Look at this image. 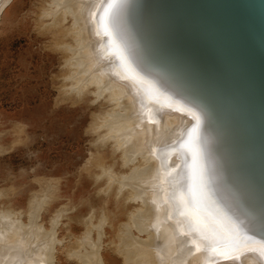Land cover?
<instances>
[{
	"label": "bare ground",
	"instance_id": "bare-ground-1",
	"mask_svg": "<svg viewBox=\"0 0 264 264\" xmlns=\"http://www.w3.org/2000/svg\"><path fill=\"white\" fill-rule=\"evenodd\" d=\"M7 2L8 0H0V19ZM46 3L49 7L44 9V12L47 13L46 16L62 18L59 16L61 15L63 18L66 17V21L71 18L70 23L75 28L73 31H71L73 28L69 29V32L74 33V37L72 34L70 35L71 38L73 40L77 38L75 39L77 40L75 48L72 45L69 46V49L72 50L73 48L74 50L70 51V53L72 52L70 58L74 62L70 64L69 61L67 63L70 67L72 65V69H75L74 72L77 75H81H79L81 78L79 76L77 78L82 81L76 78L78 81L76 84L75 78L73 81L70 76L66 77L68 81L75 82V85H72L73 88L78 85V88H76L80 89L76 90L74 88V90H71L70 87L71 92L76 90L82 94L81 90L83 88L86 90L88 88L87 82H90V84L88 83L90 87L99 85L97 90L102 91H98V93H103V96L110 93L109 96L113 98L110 99L114 100L113 104L123 103V105L119 103L120 106L124 107L123 112L120 113L119 109L116 113L114 110L117 107H115V109H112L115 113L112 112L110 115L105 116V119L110 117L106 120V124L104 123L105 120L103 124L107 126V130L112 129L114 132L112 130L107 131L108 134H105V137L103 135V137L117 139V142L114 139L112 140L119 146L121 144L123 148L125 143H129L127 147L125 146L126 148H122V151L124 150V153L127 154L133 152L135 158L139 157L137 153H141L144 155H142L143 160H146L143 162L144 164L142 163L143 168L141 167V170H139V167H134L131 169L132 174L130 173L127 178L135 182L137 192L133 197L142 201L143 204H141L145 209L138 208L131 211V225L130 222H127V225L123 224L125 226L121 227V234L127 226L129 228L128 232H123L126 235L122 236L121 239L120 252L121 254L122 252L128 254L127 256L124 255L127 257V259H124L125 263L264 264V222L254 220L256 216L253 207H245L247 209L245 210L237 206V204H240L239 195L235 187L231 185L234 179L233 177L231 179L230 173H228V180L231 179L228 181L223 173L228 160L229 167H232L230 149L229 151L226 147L223 149L214 140V132H210L212 139L211 154L213 158L215 155L218 161L221 176L219 177L216 170L212 172V169L209 168V161H206L204 155L205 146L201 144L204 127H206L205 118L197 106H191L184 102V100H187L183 97L184 94L178 91L176 94L171 90L178 84L182 86L183 80L180 76L175 75L179 71L176 70L166 56L159 58V52L157 51V54L156 50L152 49L153 47L150 45L152 42L148 44V39L144 36H141L143 38L139 37L141 32H138L135 27L132 7H130L132 1L46 0ZM185 5L188 6L186 1ZM66 21L65 23L68 24V21ZM55 23L53 25H56ZM75 31L77 36H75ZM68 33L67 36L70 34ZM61 35L59 33V36ZM65 47L67 49V46ZM87 59L89 61L92 59L93 63L88 65ZM160 68L166 69V71L169 70V76L165 75V78H162L163 80L159 78V72H162ZM73 73H71L72 77L77 76L76 73ZM83 79L87 81L85 82ZM83 81L86 83L84 85L87 88L83 87V84V88L79 86ZM165 87L170 88V91L164 89ZM254 87L258 89L257 86ZM182 88L188 93L185 86H182ZM173 93L178 97L176 98ZM256 97L259 100V111L264 117V94L256 95ZM216 123L220 124L219 119ZM103 128L105 129V127ZM147 131L150 134H147ZM110 132L115 133V136L114 134L110 136ZM207 133L209 135L208 129ZM116 136L119 138H116ZM111 139L108 140L111 141ZM121 147H118L119 151H121ZM224 153L227 155V160L224 158L226 156ZM127 154L123 155L126 156ZM131 159L132 157L128 161H131ZM108 172L110 173V171ZM231 173L240 184H244L242 179L238 178L239 174L235 170L231 169ZM115 178L117 176L114 177L113 181ZM121 181L123 182V180ZM118 188H121V185ZM119 197L121 198V196ZM235 198H238V200H235ZM36 202H38V199ZM240 212L243 214H240L239 217L238 213ZM29 213L31 214H28V216H35L34 219H36L37 214L35 212L34 214ZM1 214L0 216H4ZM14 216L16 217V215ZM18 217L20 218V216H17L16 219ZM39 219L37 221H41ZM2 220L4 222L5 218ZM29 221L32 224L36 223L34 222L36 220L31 221L30 219ZM3 222L0 225V264H54L52 258L54 260L56 256L53 255L55 250L52 248L53 243L51 244L50 238L47 236L50 231L46 233L44 231L46 229H41L42 226L39 227L40 229H27L30 227L26 228L22 221L21 223L24 226L22 224L14 226V222L9 221ZM101 223L103 224V222ZM148 227L149 229L153 227V229L147 231L145 228ZM131 228L137 229V233L146 234L147 237L143 239L140 236H135V232ZM54 234L56 235V233ZM85 234L90 235L93 233L87 232ZM48 235L51 237L50 233ZM89 235H87L88 237L85 236V242L92 241L90 240L91 235ZM206 236L226 239L231 246L218 248L210 252L204 239ZM81 240L78 246L81 243L84 244ZM89 245L93 244L90 242ZM83 246H80V248ZM84 249L85 247H83ZM76 251L79 252L77 249L73 252ZM90 251L94 250L90 249L89 253ZM81 252L83 251L81 250ZM81 252L76 255H81ZM98 252L89 254V256L81 255L84 262H77L81 264H102L104 261H102V258L100 260ZM221 252L224 255H220ZM86 254H88L87 250ZM225 255L231 258H225ZM70 256L72 257V254ZM78 256H76L77 258L73 257L77 260ZM81 258L80 260H82Z\"/></svg>",
	"mask_w": 264,
	"mask_h": 264
},
{
	"label": "rangeland",
	"instance_id": "rangeland-1",
	"mask_svg": "<svg viewBox=\"0 0 264 264\" xmlns=\"http://www.w3.org/2000/svg\"><path fill=\"white\" fill-rule=\"evenodd\" d=\"M46 4V0H8L1 14L0 214L3 212L4 214L1 215L4 216L0 218L5 220L3 222L0 219V225L9 221L14 222V226L24 223L26 228L30 227L27 229H40L42 226L41 229H46L47 231L44 230L46 233L50 231L51 237L49 233L47 236L55 250L53 255L56 256L54 260L52 258L54 264L83 263L84 258H81V255L89 256L98 251L100 260L102 258L104 261L102 264H127L124 260L127 257L124 255L128 254L124 252L121 254L120 251L122 236L126 235L123 232L129 228L127 226L121 234V227L129 222L131 225V211L138 208L145 209L143 202L134 198L137 192L135 182L130 179L131 183L127 178L134 167H139L138 169L141 170L146 160H143L144 155L141 153L136 152L138 158L133 156V152L124 153L121 144L119 146L113 142L114 138H104L105 134H108L107 131L112 130L110 128L107 130L105 122L110 116L106 119L105 116L114 111L117 113L119 109H122L119 110L120 113L123 112L124 107L119 105V101L113 104L114 100H111L113 98L109 96L110 93L104 96L103 93H98L102 91L97 90L98 84L91 88L90 82H87V88L85 86L87 80L84 79L85 82H81L79 86L82 87L83 84L88 90L82 87L81 94L76 91L80 90L76 85L75 92H71L74 90L72 85H75L73 81L80 75L74 72L72 65L71 67L68 65L69 61L70 64L74 62L70 58L72 55L70 51L73 48L71 50L69 46L75 48L77 38L73 40L70 36L72 34L74 37V33L69 32V29L73 28L70 23L71 18L66 24V17L59 15L64 20L57 17L59 20L57 23V18L46 16L44 9L49 8ZM54 23L56 25H53ZM73 30L75 28L71 31ZM59 33L64 35L59 36ZM75 33L77 36L76 31ZM61 46H67V49ZM87 60L88 65L93 63L92 59ZM73 72L77 76L72 77ZM68 76L73 80L69 79L72 83L67 80ZM112 132L109 135L115 136ZM147 134L150 133L147 131ZM114 141L117 142V139ZM128 144L125 143V146L127 147ZM118 147H121V151ZM128 151L130 152V149ZM130 156L133 160L129 162ZM114 175L118 180L115 178L113 181L116 177ZM120 185L121 188H118ZM29 212L37 214L36 219L35 216L30 215L31 221L36 220L34 221L36 223L32 224L29 221L28 214H31ZM14 215L20 218L16 219ZM38 216L40 219L37 218ZM38 219L41 221H37ZM97 225L98 227L101 225L99 229ZM131 229L135 232H133L135 236L143 239L147 237L146 234H140V231L137 233V229ZM145 229L150 231L153 227ZM87 232L93 233L90 234L91 238L89 237L92 241H84L89 235L85 234ZM80 239L84 242L80 246L84 245L85 251L83 247L78 246ZM100 240H103L102 243ZM90 242L93 245H89ZM76 249L80 251L74 253ZM90 249L94 251L89 253ZM80 252L81 255H76ZM75 255L78 256L77 260L74 258Z\"/></svg>",
	"mask_w": 264,
	"mask_h": 264
},
{
	"label": "water",
	"instance_id": "water-1",
	"mask_svg": "<svg viewBox=\"0 0 264 264\" xmlns=\"http://www.w3.org/2000/svg\"><path fill=\"white\" fill-rule=\"evenodd\" d=\"M131 1L139 37L171 61L188 93L179 84L171 90L184 94V102L205 118L201 144L209 168L219 173L211 154L213 131L214 140L231 151L232 167L228 160L223 173L234 179L237 206L253 207L254 220L264 222V117L256 97L264 94V0ZM160 69L159 78L169 76Z\"/></svg>",
	"mask_w": 264,
	"mask_h": 264
},
{
	"label": "snow or ice",
	"instance_id": "snow-or-ice-1",
	"mask_svg": "<svg viewBox=\"0 0 264 264\" xmlns=\"http://www.w3.org/2000/svg\"><path fill=\"white\" fill-rule=\"evenodd\" d=\"M204 239L206 240L208 244V250L210 252L215 251L218 248H226V247L231 246L230 242L223 238L217 239V238L206 236L204 237ZM220 255H224V253L221 252ZM225 258H231V257L225 255Z\"/></svg>",
	"mask_w": 264,
	"mask_h": 264
}]
</instances>
